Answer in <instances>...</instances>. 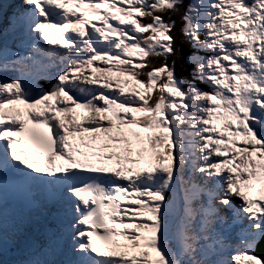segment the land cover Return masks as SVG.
<instances>
[{
	"label": "snow or ice",
	"instance_id": "obj_1",
	"mask_svg": "<svg viewBox=\"0 0 264 264\" xmlns=\"http://www.w3.org/2000/svg\"><path fill=\"white\" fill-rule=\"evenodd\" d=\"M113 60L142 91L86 86ZM262 245L264 0H0L5 264H264Z\"/></svg>",
	"mask_w": 264,
	"mask_h": 264
},
{
	"label": "clouds",
	"instance_id": "obj_2",
	"mask_svg": "<svg viewBox=\"0 0 264 264\" xmlns=\"http://www.w3.org/2000/svg\"><path fill=\"white\" fill-rule=\"evenodd\" d=\"M98 26H99V23H98ZM139 58H141L140 57V54L133 55L131 57V59H133L134 62L137 61ZM116 63L117 62L115 60L112 61V64H111L112 70H111V72H100V71H97L98 74H99V76H100V79L101 80H104V79H102V77H108L110 79L111 84H112L111 90L118 91L119 87H124L125 94H127V95H131V90L132 89L139 90L138 89L139 85H137L136 81L134 79H132V77L127 76V75H121L120 74V71L123 68H122V66H120V68L118 69L117 66H116ZM102 65H103V62L102 61H97L91 68L86 69V72L84 73V75H87L88 72L93 71L94 69H96L97 67H100ZM117 81H128V83L121 84V85H117ZM104 83H105V81L104 82L97 83V85H96L97 88L102 87ZM199 87L202 88V89H204V90H208L207 89V86L204 83H202ZM53 103L55 104V103H58V102L57 101H53ZM15 107L21 108V110L24 112V115L21 116V117L22 118H25V116L27 115L25 106H23V105H16ZM221 112H223V109H221ZM88 115H90V114L87 113V114L78 115V116L81 117V118H83V117L88 116ZM85 121L86 120H82L81 119L79 122H85ZM214 123L216 124L217 127H222L223 126V121H215ZM138 130L142 132V135H146V133H144V131H143L142 128L141 129H138ZM84 135L87 137L89 134L85 133ZM237 139H239V138H237ZM142 166H146V165H143L142 164Z\"/></svg>",
	"mask_w": 264,
	"mask_h": 264
},
{
	"label": "trees",
	"instance_id": "obj_3",
	"mask_svg": "<svg viewBox=\"0 0 264 264\" xmlns=\"http://www.w3.org/2000/svg\"><path fill=\"white\" fill-rule=\"evenodd\" d=\"M186 2H187V0H186ZM193 52H196V50L195 49H192V48H190V47H188V46H185L184 47V49H183V56H184V58H185V60L187 59V57L190 55V54H192ZM197 54H199V55H205V53H203V52H199V53H197ZM140 59V58H139ZM138 59V60H139ZM145 59H150V57H148V58H145ZM124 66H122V68H123ZM195 65L194 64H185L184 65V70H182L181 69V67L178 65L177 67H176V75L178 76V77H181V78H183V79H186V80H189V81H192L193 80V78H192V73H193V71L195 70ZM194 83H196L198 86H200L201 84H202V82L201 81H199V80H195V81H193ZM153 94H155V93H153Z\"/></svg>",
	"mask_w": 264,
	"mask_h": 264
},
{
	"label": "water",
	"instance_id": "obj_4",
	"mask_svg": "<svg viewBox=\"0 0 264 264\" xmlns=\"http://www.w3.org/2000/svg\"><path fill=\"white\" fill-rule=\"evenodd\" d=\"M19 109H21V108H19ZM68 118H70V117H67L66 119H68ZM82 120H83V119H82ZM87 122H88V121H85V122H80V123H83V124H85V125H86V124H87Z\"/></svg>",
	"mask_w": 264,
	"mask_h": 264
},
{
	"label": "rangeland",
	"instance_id": "obj_5",
	"mask_svg": "<svg viewBox=\"0 0 264 264\" xmlns=\"http://www.w3.org/2000/svg\"><path fill=\"white\" fill-rule=\"evenodd\" d=\"M138 54H139V53H136V54H134V55H138ZM138 89L141 90V91L143 90L140 86L138 87Z\"/></svg>",
	"mask_w": 264,
	"mask_h": 264
}]
</instances>
